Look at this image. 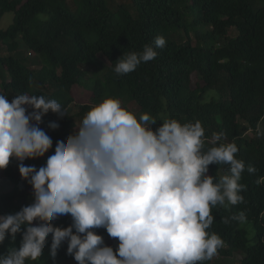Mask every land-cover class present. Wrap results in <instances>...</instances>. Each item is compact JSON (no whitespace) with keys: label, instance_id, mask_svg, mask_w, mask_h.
Returning a JSON list of instances; mask_svg holds the SVG:
<instances>
[{"label":"trees","instance_id":"trees-1","mask_svg":"<svg viewBox=\"0 0 264 264\" xmlns=\"http://www.w3.org/2000/svg\"><path fill=\"white\" fill-rule=\"evenodd\" d=\"M73 4L0 0V24L7 13L15 15L14 24L0 30V46L7 50L0 57V94L9 102L17 95H43L56 100L67 114L60 117L50 111L42 118L40 127L53 142L45 156L54 154L56 142L74 134L91 108L106 98L135 105L138 120L149 114L156 121L153 131L167 119L182 125L199 121L205 151L220 143L237 145L236 158L245 164L239 183L246 190L240 192L242 203L225 201L212 208L214 221L207 231L217 234L223 247L211 260L198 264H225L237 256L240 264H264V135L257 134L264 123V0H126L116 11L108 0ZM158 36L166 41L163 48H155ZM145 45L154 47V60L128 74L114 72V63L124 53L142 52ZM90 74L93 86L87 81ZM77 88L92 93L90 103L76 104ZM50 122L59 127L50 129ZM219 133L224 135L214 143V134ZM23 163L37 169L45 165L42 158ZM18 166L11 159L0 170L5 179V185L0 184V215L14 214L34 201L33 189L21 178ZM249 166L257 171L249 173ZM208 169L207 175L217 182L228 172L223 164ZM240 212L243 222H222ZM51 223L66 228L72 218L63 215ZM94 231L115 251L117 239L104 228ZM21 239V234L15 240L6 236L0 255L19 248ZM50 246L51 234L44 247L49 255L26 264H77L67 254V241L55 259Z\"/></svg>","mask_w":264,"mask_h":264},{"label":"clouds","instance_id":"clouds-1","mask_svg":"<svg viewBox=\"0 0 264 264\" xmlns=\"http://www.w3.org/2000/svg\"><path fill=\"white\" fill-rule=\"evenodd\" d=\"M165 44L162 36L154 40L155 48ZM156 56L154 47L145 45L142 52L124 53L114 72L128 74ZM50 111L67 116L56 100L43 95H17L9 102L0 94V170L17 160L34 195L32 204L0 215V244L6 236L15 240L22 235L19 248L0 255V264L36 261L50 234L51 257L67 241V254L77 264H198L223 247V240L207 230L213 207L244 199L240 192L246 185L239 181L245 164L236 158L235 143L205 151L199 121L182 125L167 119L153 131L156 121L149 114L138 120L118 99L106 98L75 126L74 134L56 142L45 165L27 166L23 161L42 158L53 146L40 127ZM48 127L55 130L59 124ZM223 135L214 134V143ZM211 164L228 166L218 182L207 175ZM63 215L71 216V225L54 227L51 221ZM230 220L243 222L245 215L222 222ZM98 228L118 240L115 251L95 233Z\"/></svg>","mask_w":264,"mask_h":264},{"label":"rangeland","instance_id":"rangeland-1","mask_svg":"<svg viewBox=\"0 0 264 264\" xmlns=\"http://www.w3.org/2000/svg\"><path fill=\"white\" fill-rule=\"evenodd\" d=\"M109 1V3H110V5L112 6V8L116 11L117 9H118V7L121 5V4H124L125 2H126V0H108ZM69 2H70V4L72 5V6H74V4H73V0H69ZM14 21H15V15H14V13H7L4 17H3V19H2V21H1V24H0V30H7L11 25H13L14 24ZM235 34V33H234ZM195 32L193 31L192 32V37H193V39H194V42H196V40H195ZM5 55H7V50H6V47H2V46H0V57H3V56H5ZM26 56L28 57V58H30V59H33V58H35V56L32 54V53H26ZM94 69H91L90 70V73H91V71H93ZM94 72V71H93ZM87 81H89L90 82V84L93 86L94 85V83H95V78L94 77H92L91 76V74H90V76H88L87 77ZM91 95H92V93L90 92V91H86V90H83V89H80V88H77L76 90H75V92H74V96H75V99H76V104L77 105H85V104H88V103H90V98H91ZM13 98V97H12ZM120 101V103H121V106L122 107H126L131 113H134V114H137L138 113V108L135 106V105H127L123 100H119ZM79 109L78 108H76V111H78ZM28 111L29 112H31L32 111V109L31 108H29L28 109ZM260 130H261V132L262 133H264V123L263 124H261V126H260ZM76 131H77V129H76ZM251 134V133H250ZM264 135V134H263ZM47 156H44V157H42V161H44V163H46V160H47ZM0 184L1 185H5V179L3 180V174H2V171H0ZM6 192H9V189L8 188H6V190H5ZM65 248H67V247H65ZM49 255V253H48V250L46 249V248H44L43 249V251H42V254H41V256L39 257L40 259L42 258H44L45 256H48ZM224 259H221V260H219L218 259V261H220V262H222ZM241 260V257H235V258H233V259H229V260H224L223 261V263H225V264H240V261Z\"/></svg>","mask_w":264,"mask_h":264}]
</instances>
